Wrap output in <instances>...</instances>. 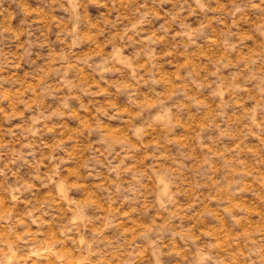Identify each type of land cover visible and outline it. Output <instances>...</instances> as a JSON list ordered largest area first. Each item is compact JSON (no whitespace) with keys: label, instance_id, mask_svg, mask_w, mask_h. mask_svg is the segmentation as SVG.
Here are the masks:
<instances>
[{"label":"clouds","instance_id":"9594fccd","mask_svg":"<svg viewBox=\"0 0 264 264\" xmlns=\"http://www.w3.org/2000/svg\"><path fill=\"white\" fill-rule=\"evenodd\" d=\"M0 264H264V0H0Z\"/></svg>","mask_w":264,"mask_h":264}]
</instances>
